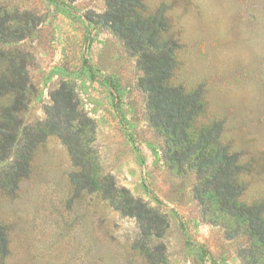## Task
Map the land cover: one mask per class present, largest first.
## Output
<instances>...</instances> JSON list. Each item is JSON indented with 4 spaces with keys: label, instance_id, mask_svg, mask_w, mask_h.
<instances>
[{
    "label": "rangeland",
    "instance_id": "374dc122",
    "mask_svg": "<svg viewBox=\"0 0 264 264\" xmlns=\"http://www.w3.org/2000/svg\"><path fill=\"white\" fill-rule=\"evenodd\" d=\"M108 1L0 0V78L25 62L26 121L41 127L63 83L89 119L82 164L51 133L0 189V264H264V0H143L140 15L176 46L170 83L199 92L188 141L236 154L230 186L156 123L141 46L106 21ZM14 98L0 94V119ZM112 175L151 209L148 231L104 194Z\"/></svg>",
    "mask_w": 264,
    "mask_h": 264
},
{
    "label": "trees",
    "instance_id": "16d2710c",
    "mask_svg": "<svg viewBox=\"0 0 264 264\" xmlns=\"http://www.w3.org/2000/svg\"><path fill=\"white\" fill-rule=\"evenodd\" d=\"M144 10L143 0H110L104 15L106 21L111 22L113 30L127 44L134 45V48L141 46V65L146 74L142 85L151 94L156 123L163 125L166 131L176 137L186 136L188 141L186 128L200 108L199 92L185 93L181 85L170 83L176 46L168 40L163 41L159 35L160 30L156 29L153 33L154 25L148 26L146 21L141 23L140 15ZM3 56L0 52V58ZM10 72V75H2L0 78V94L15 95L13 102L4 108L0 119V163L10 159L12 161L1 169L0 189L15 188L18 181L29 173L34 150L51 133L65 134L66 143L79 159L78 164H82L83 155L89 152L78 149L89 119L80 107L75 90L66 83L54 90L51 93L53 103L49 105V117L45 121H37L36 125L41 127L34 129V123L25 119L28 109L26 96L35 89L25 62L17 67L12 61ZM180 147L184 150V159L203 147L198 158L208 157L213 164L221 165L223 186H230L229 183L236 180L230 172L236 163V154L231 153L228 146L218 147L216 153L203 145L202 141L189 142L187 146ZM101 182L104 194L118 208L141 220H148V231L151 225L149 220L152 221L153 217L149 216L151 209L147 203L133 195L126 186L119 185L113 175ZM260 222L264 223V219H260ZM0 235L3 236V232Z\"/></svg>",
    "mask_w": 264,
    "mask_h": 264
}]
</instances>
